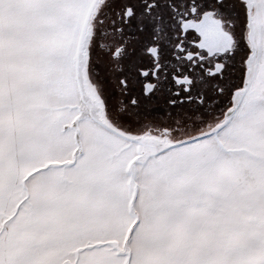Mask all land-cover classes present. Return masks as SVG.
<instances>
[{
  "label": "snow or ice",
  "instance_id": "snow-or-ice-1",
  "mask_svg": "<svg viewBox=\"0 0 264 264\" xmlns=\"http://www.w3.org/2000/svg\"><path fill=\"white\" fill-rule=\"evenodd\" d=\"M0 264H264V0H0Z\"/></svg>",
  "mask_w": 264,
  "mask_h": 264
}]
</instances>
